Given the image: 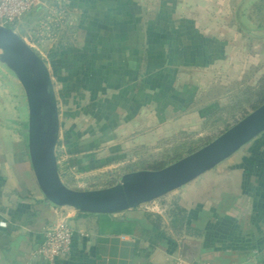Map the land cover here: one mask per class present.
Returning <instances> with one entry per match:
<instances>
[{"label": "crops", "instance_id": "1", "mask_svg": "<svg viewBox=\"0 0 264 264\" xmlns=\"http://www.w3.org/2000/svg\"><path fill=\"white\" fill-rule=\"evenodd\" d=\"M64 1L78 37L52 60L53 74L97 128L72 142L80 145L74 159L80 169L87 160L96 167L117 158L92 149L114 144L111 152L118 153L197 128L192 121L219 107L217 101L198 108L200 97L264 60V37L245 31L237 18L240 13L250 24L264 26V0ZM3 129L0 264H174L185 240L198 244L188 251L193 261L264 264V132L173 192L187 210V225L201 231L178 237L157 227L140 207L103 216L49 202L38 185L28 139ZM63 138L75 140L74 132ZM157 201L149 212L161 209ZM65 219L74 230L70 252L54 262L35 256L46 228Z\"/></svg>", "mask_w": 264, "mask_h": 264}, {"label": "rangeland", "instance_id": "2", "mask_svg": "<svg viewBox=\"0 0 264 264\" xmlns=\"http://www.w3.org/2000/svg\"><path fill=\"white\" fill-rule=\"evenodd\" d=\"M43 1L46 3L44 8L41 9V7H38L30 13V15L23 19L20 25H17L18 27H16V30L28 44L47 61L53 73L56 66L52 68V61L49 58L50 50L58 45H62V43L66 45L73 42L78 36L69 22L70 11L65 5V1ZM28 17L29 19L27 20ZM260 22L264 23L262 20H260ZM262 50L264 52V49ZM263 61L264 60H256L249 68L241 70L240 76L238 75L236 78H233L228 84L226 83L224 86H219L217 89H211L210 92L212 95L200 97L198 108L217 101L219 102V107L217 111L208 115L205 119L201 120V118H197V121H192L197 128L177 130L159 140L154 138V141H156L153 144L142 143L139 145L126 146L118 153L114 151L111 152L112 149H110V147L114 144L104 145L100 149H92L97 155H101L103 158H117L116 160L112 158L111 161L101 162V164L99 166L96 165V167L92 166V164L95 163L93 160H87L83 165L85 169H80L75 165V162H79L74 161V159L78 158L76 155L79 154L78 148H80V145H75L74 147L72 142L78 141L77 137L79 134L83 135L87 133L91 135L94 134V131H97L94 119L86 115L88 111L83 110L78 98L75 97L74 94L69 95V90H66L63 81H60L59 77L53 74L57 87L56 90L60 109L61 135L57 146V155L60 174H63L61 175L63 181L68 186L75 189L109 187L108 184L112 182L117 183L125 173L136 171L134 169H139L153 160L162 158L166 152L172 153L173 146L180 145V143L198 137L214 140L230 128V126L244 118V114H249L253 111L252 105L257 101L259 97L257 96V92L262 85V81H264ZM17 85H20L21 88ZM236 105L239 106L238 110L228 113V111L234 106L236 107ZM27 107V96L20 80L15 73L0 60V126L5 128L3 132L8 133V136L22 135L25 142L28 139L29 133V107ZM70 107L71 109H69ZM88 126H90V128L86 130ZM70 129L74 132L75 140L63 138ZM87 138L90 137L88 136ZM207 140H205L202 145L210 141ZM244 148H248V144L243 146L241 150ZM118 155L124 156L118 158ZM129 164L135 165L132 167L133 170L131 171H127L129 168L127 165ZM173 192L169 193V196L166 195L157 199L158 201L155 205H159L160 207L166 205L163 209L161 207L159 211L149 212L147 209L150 202L141 205L140 210L146 213L147 216L152 217L153 221L161 226L167 233L178 236V231L174 228L170 213L174 207L172 203L179 201ZM165 197H167V200H164ZM164 201L166 202L164 203ZM65 207L69 210H76L72 207ZM99 215L106 216L111 214ZM184 234L185 233L178 237H182Z\"/></svg>", "mask_w": 264, "mask_h": 264}, {"label": "water", "instance_id": "3", "mask_svg": "<svg viewBox=\"0 0 264 264\" xmlns=\"http://www.w3.org/2000/svg\"><path fill=\"white\" fill-rule=\"evenodd\" d=\"M237 18L245 31L264 37V26L250 24L240 13ZM0 50V60L15 73L25 90L32 167L45 199L56 206L92 214H115L140 207L214 169L264 132L263 103L202 148L164 168L127 172L116 184L105 188L75 189L68 186L60 174L57 155L61 135L60 109L49 64L19 32L2 24ZM194 245L198 246L185 240L183 259L194 260L188 252Z\"/></svg>", "mask_w": 264, "mask_h": 264}, {"label": "built area", "instance_id": "4", "mask_svg": "<svg viewBox=\"0 0 264 264\" xmlns=\"http://www.w3.org/2000/svg\"><path fill=\"white\" fill-rule=\"evenodd\" d=\"M46 5L43 0H0V24L16 30L25 17L38 7ZM17 31V30H16ZM74 230L68 220L47 227L42 245L36 249L34 255L49 262L67 255L73 242ZM174 264H209L202 261H188L181 256L174 259Z\"/></svg>", "mask_w": 264, "mask_h": 264}, {"label": "trees", "instance_id": "5", "mask_svg": "<svg viewBox=\"0 0 264 264\" xmlns=\"http://www.w3.org/2000/svg\"><path fill=\"white\" fill-rule=\"evenodd\" d=\"M70 44H71V42L66 44V45H63V43H62V45H58V46L52 48L49 52L50 60L52 61V60L58 59L61 56L62 51H64L68 46H70ZM261 84L262 85L257 92V96H259V97H258L257 101L254 102L252 105L253 110L258 108L260 105H262L264 103V81H262ZM238 108H239V106L236 105V107L234 106L231 110L228 111V113L231 111L238 110ZM217 110L218 109L214 110L213 112H215ZM213 112L210 113V115L213 114ZM247 114H244L243 117H245ZM205 140H207V139H205L203 137H198L196 139H192V140H189L187 142L180 143V145L173 146L174 148H172V153L166 152V153H164L162 158H158L156 160H153V161L149 162L146 166L141 167L139 169L136 168L134 170H142V169L158 170V169L164 168L165 166H167L171 163H174V162L178 161L179 159L197 151L198 149L202 148L203 146H205L206 144L211 142V140H213V139H208L210 141L206 142V144L202 145V143H204ZM127 166H129L127 171H131V170H133L132 167L135 165L129 164ZM61 175H63V174H61ZM115 183L116 182H112V183L108 184V186H112ZM172 205L174 207L170 213H171V218H172V223L174 225V228L178 231V233H177L178 236H181L183 233L188 234V235H200V233H201L200 230L195 229V228L187 225V220H188L187 210L184 207H182L178 203V201L172 203ZM80 213L88 214V213H84V212H80ZM157 227H160V226L157 225Z\"/></svg>", "mask_w": 264, "mask_h": 264}]
</instances>
